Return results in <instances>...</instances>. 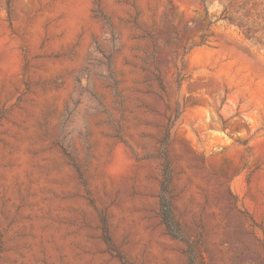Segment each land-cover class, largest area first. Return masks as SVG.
Listing matches in <instances>:
<instances>
[{
    "label": "rangeland",
    "instance_id": "obj_1",
    "mask_svg": "<svg viewBox=\"0 0 264 264\" xmlns=\"http://www.w3.org/2000/svg\"><path fill=\"white\" fill-rule=\"evenodd\" d=\"M233 47L264 66V0H0V264H264Z\"/></svg>",
    "mask_w": 264,
    "mask_h": 264
},
{
    "label": "trees",
    "instance_id": "obj_2",
    "mask_svg": "<svg viewBox=\"0 0 264 264\" xmlns=\"http://www.w3.org/2000/svg\"><path fill=\"white\" fill-rule=\"evenodd\" d=\"M171 177L167 175L165 179L162 182V189H161V194L159 196L160 198V207H161V218L163 223L166 225L169 233L175 237V232H177V224L175 223L174 220V215H173V208H172V203L169 197L170 194V184H171ZM193 264L195 261V257L192 256L191 258Z\"/></svg>",
    "mask_w": 264,
    "mask_h": 264
},
{
    "label": "bare ground",
    "instance_id": "obj_3",
    "mask_svg": "<svg viewBox=\"0 0 264 264\" xmlns=\"http://www.w3.org/2000/svg\"><path fill=\"white\" fill-rule=\"evenodd\" d=\"M233 52L236 57L241 59L244 66L253 70L254 72L264 74V66L254 58H249L247 55H245L244 52H242L239 47L234 48Z\"/></svg>",
    "mask_w": 264,
    "mask_h": 264
}]
</instances>
